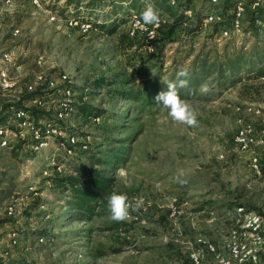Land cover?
Here are the masks:
<instances>
[{
	"label": "rangeland",
	"instance_id": "1",
	"mask_svg": "<svg viewBox=\"0 0 264 264\" xmlns=\"http://www.w3.org/2000/svg\"><path fill=\"white\" fill-rule=\"evenodd\" d=\"M67 1L42 0L39 7L32 0L12 5L0 0V68L8 65L15 85L9 90L0 87V114L11 111L12 127L17 128L15 109L6 107L23 103L29 85L51 91L47 84L40 86L37 77L54 79L58 95L45 102L37 119H53L63 89L72 86L77 113L62 125L84 137L73 156L57 141L40 153L29 147L20 155L11 148L0 152V207L15 205L17 210L16 217L0 216V259L6 264H189L197 239L205 237L222 245L234 227L232 217L238 205L256 209L264 202V146L244 153L234 142L246 122L259 127L260 121L252 120L247 108L257 105L264 110V78L243 70L233 85L223 89L211 81L203 84L206 92L200 86L187 99L199 121L194 128L172 121L167 110L154 102L121 98L106 87L96 93L94 82L120 75L123 81H132L126 90L143 91L144 84L155 79L168 83L180 66L187 67L201 53L221 59L227 50L250 49L254 42L264 48V17L258 22V36L246 32L247 24L225 39L221 25L231 17L224 8L226 0L216 4L178 0L175 10L188 19L173 34L169 32L175 18L169 15L160 16L161 33L154 36L150 35L154 27L143 22L137 28L124 23L113 35L99 30L85 34L80 27L68 25L71 19L99 23L108 19L112 7L88 12ZM137 1L142 5L131 11V20L140 17L145 4L155 5V0ZM209 15L213 20L205 25ZM52 16L55 21L50 20ZM251 17L247 14L245 21ZM129 32L136 34L134 39ZM158 39V58L148 62L156 48L145 45ZM6 55L11 58L9 64L3 63ZM143 64L142 75L133 76V66ZM64 75L72 84L59 80ZM83 105L103 111L102 122L93 123L82 111ZM103 152L123 160L108 173L110 184L96 216L80 219L79 210L69 206L72 194L56 181L71 173L75 162H88L86 153ZM254 157L262 167L259 173L252 167ZM117 169H123L119 178ZM181 171L185 184L175 179ZM113 192L139 199L140 211L124 222L112 221L107 199ZM15 233L16 246L12 244ZM39 236L45 242L40 243Z\"/></svg>",
	"mask_w": 264,
	"mask_h": 264
},
{
	"label": "trees",
	"instance_id": "2",
	"mask_svg": "<svg viewBox=\"0 0 264 264\" xmlns=\"http://www.w3.org/2000/svg\"><path fill=\"white\" fill-rule=\"evenodd\" d=\"M130 0H68L67 2L70 5H74L78 10L81 6H84L88 12H95L97 9L104 8L105 6H111L112 11H110L108 15V19L104 21L91 22V21H83V22H91L95 28L99 30V32H104L113 35L117 32L118 28L121 25H124L131 22V27H133V20L131 15V11L142 5L140 1L133 0L129 5H125L126 2ZM84 2V3H83ZM234 3L235 0H226L224 4V8L226 12H230V18L225 20V25H229V20H231L234 16ZM84 4V5H83ZM156 9H158L160 16L169 15L171 18H175V23L172 26L169 34H173L175 30L182 26L188 17L184 13H179L175 9V5H170L169 0H155ZM187 8V7H186ZM91 14V13H90ZM123 14L122 19H116L112 21L116 16ZM249 15L252 17L248 22L245 21V18ZM264 17V6L259 8V10H252L250 7H247L246 13L243 18V28H246V32H253L258 36V22L262 21ZM140 19V17H139ZM141 20V19H140ZM142 22V20H141ZM163 24L156 30L157 33H161ZM223 28V25H221ZM153 28V25L150 26ZM220 30V28H219ZM244 30V29H243ZM131 32V31H130ZM129 32V35H130ZM136 35V34H135ZM135 35H130L132 39H134ZM156 37V36H155ZM158 43L161 41L158 39L156 42H151V45H145L146 47H155L154 53H150L149 61L151 62L154 59L158 58L159 54V46ZM224 53V57L221 59H212L210 54L201 53L196 56L190 65L187 67L180 66L181 68L187 69L188 76L182 79H187L188 83L186 87L180 88L178 87V92L183 99H190L196 95L198 88L203 84L211 81L216 87L215 88H224L227 85H233L236 80L239 78L240 72L243 70L254 71L257 74V77L264 78V48H261L257 42H254L253 46L250 49L247 48H234L232 53H229L227 50ZM185 59V58H184ZM160 60V59H157ZM132 74L133 76H141L143 71H145V64L142 66H133ZM178 70V71H179ZM173 75L169 82L177 81V72ZM168 82V83H169ZM132 81L129 79L128 81H123L120 75H116L114 79L109 80L108 78H101L94 82V87L96 88V93H99L100 89L108 88V90H112L113 93H117L121 98H133L138 100V102L142 100H147L148 102H154V97L160 92L167 90V84L159 79L152 80L149 84H144L145 88L142 91V88H138L139 90H135L134 88L130 90H126L129 85H131ZM45 84V83H44ZM40 86L43 87V84ZM116 86H122V89H112ZM55 90L47 91L41 87L35 88L34 92L28 94H24L23 101L30 102L35 99H40L43 102H47L48 100H52L57 97L58 93ZM23 102V103H24ZM23 103H18V105H8L6 110L10 108H14L15 110L20 109L24 106ZM41 107H34L32 111L33 117H38L40 112L39 109ZM82 111L84 114L89 116L91 119L94 116L102 117L104 114L100 109H96L91 105H83ZM46 115V114H45ZM50 115V114H49ZM50 117V116H47ZM11 111L4 112L0 114V125H6L7 122L11 119ZM52 118V117H50ZM48 119V118H45ZM92 121V120H91ZM34 141L32 138L27 137L25 140H18L13 144L11 152L15 155H20L26 147L31 148ZM83 144V143H82ZM81 145V144H79ZM86 158H88V162H83L79 160L73 164L71 173L66 174L63 178H59L57 180V184L62 186V189L65 192H70L72 194V201L69 206H75L79 211L80 219H86L89 221L92 217L96 216V210L99 206L100 200L104 197L107 192L108 185L110 184V179L108 177V173L110 170L121 163L123 159L118 157L116 154H109L103 152L101 155H97L96 153H86ZM81 159V158H79ZM100 168V169H96ZM8 189H4L3 192H7ZM119 251H116V253ZM0 264H6L4 260L0 259Z\"/></svg>",
	"mask_w": 264,
	"mask_h": 264
},
{
	"label": "built area",
	"instance_id": "3",
	"mask_svg": "<svg viewBox=\"0 0 264 264\" xmlns=\"http://www.w3.org/2000/svg\"><path fill=\"white\" fill-rule=\"evenodd\" d=\"M8 5H12L20 0H6ZM178 0H171L172 5L177 4ZM36 6H41L42 0H32ZM214 4L219 3V0H212ZM264 6V0H235L234 3V16L230 20L229 25H225L221 31V38H231L235 34L240 33L243 29V18L246 13L247 7L252 10H259ZM214 16V14H211ZM209 17L205 21V25L212 22L213 16ZM51 21H55L56 17L52 16ZM225 22V21H224ZM163 24L160 19L158 25H154V29L150 31V35L154 36L156 29ZM69 26L79 28L83 33L87 34L90 31L98 30L94 28L91 22L81 23L78 20L71 19ZM134 27L141 26V20L135 17L133 20ZM18 32V31H17ZM150 48V47H149ZM4 64H9L11 58L6 55ZM65 84H72L68 81L67 76H62L59 79ZM39 84H47L49 90H54L57 87V81L54 79H46L43 76L37 77ZM14 85V81L10 75V70L7 65L0 68V87L3 90H9ZM33 85L28 86V92H34ZM63 98L58 102L54 118H48L38 120L32 116L34 107H42L45 102L35 99L30 102H25L23 107L15 110L14 119L17 128H13L11 120L6 125H0V152L12 148L13 144L18 140H25L27 137L32 138L34 141L31 149L40 153L44 148H48L53 141H57L59 147L73 156L75 150L80 144L81 137L76 132H69L62 123L68 121L75 116L77 109L73 103L74 91L72 86L63 89ZM248 114L252 117L259 119V127L254 126L252 123H245L243 127L237 131L235 137L236 146L244 153L251 152L253 147L264 146V110L260 109L257 105H251L247 108ZM101 117L94 116L91 118L93 123L99 124ZM86 148V147H85ZM221 158H224L221 156ZM253 170L259 173L260 163L258 158H252ZM63 166H59L58 169L62 170ZM33 194L37 195V191L34 187H30ZM6 215L7 217H16L17 210L15 205H8L4 208H0V216ZM139 217H136L138 220ZM233 226L228 234L226 240L222 245H218L205 237L197 239L189 252V264H264V202L259 208L251 209L245 205H238L233 213L232 217ZM12 244L18 245L17 234H13ZM40 243L45 242L44 236L37 237Z\"/></svg>",
	"mask_w": 264,
	"mask_h": 264
},
{
	"label": "clouds",
	"instance_id": "4",
	"mask_svg": "<svg viewBox=\"0 0 264 264\" xmlns=\"http://www.w3.org/2000/svg\"><path fill=\"white\" fill-rule=\"evenodd\" d=\"M140 19L143 22V26H154L160 23V14L154 4L147 3L140 13ZM176 75L177 81L169 82L167 90L160 91L154 97V101L157 105L167 110V115L172 121L187 127H198L199 121L196 111L188 100L181 98L178 92V87L183 88L187 86V79L182 78L188 76V71L181 68ZM201 90L204 92L208 91L207 86L202 85ZM116 175L117 178L122 176L123 169H117ZM183 177L184 173L181 171L175 179L178 183L185 184L187 181ZM107 207L110 214L109 218L119 223L128 220L132 212H139L142 203L139 199L130 200L127 194L113 192L108 196Z\"/></svg>",
	"mask_w": 264,
	"mask_h": 264
},
{
	"label": "crops",
	"instance_id": "5",
	"mask_svg": "<svg viewBox=\"0 0 264 264\" xmlns=\"http://www.w3.org/2000/svg\"><path fill=\"white\" fill-rule=\"evenodd\" d=\"M253 119H257L256 117H252V120ZM259 120V119H258ZM256 156V155H255ZM261 168V170H262V167H260ZM0 208H2V207H0ZM40 235V234H39ZM212 241V240H211ZM213 242H215V241H213Z\"/></svg>",
	"mask_w": 264,
	"mask_h": 264
}]
</instances>
